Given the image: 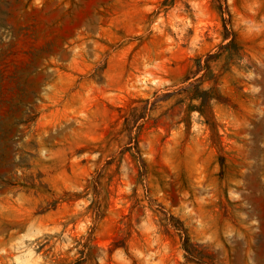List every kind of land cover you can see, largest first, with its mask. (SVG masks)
Masks as SVG:
<instances>
[{
  "label": "rangeland",
  "instance_id": "obj_1",
  "mask_svg": "<svg viewBox=\"0 0 264 264\" xmlns=\"http://www.w3.org/2000/svg\"><path fill=\"white\" fill-rule=\"evenodd\" d=\"M0 264H264V0H0Z\"/></svg>",
  "mask_w": 264,
  "mask_h": 264
}]
</instances>
